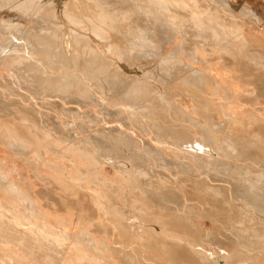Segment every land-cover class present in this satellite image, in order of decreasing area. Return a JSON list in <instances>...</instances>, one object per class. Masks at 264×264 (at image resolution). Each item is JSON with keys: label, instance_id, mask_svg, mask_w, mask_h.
<instances>
[{"label": "rangeland", "instance_id": "1", "mask_svg": "<svg viewBox=\"0 0 264 264\" xmlns=\"http://www.w3.org/2000/svg\"><path fill=\"white\" fill-rule=\"evenodd\" d=\"M183 1L171 13L176 18L175 38L164 35L153 49L164 56L183 49L187 54L180 61L197 66L209 78L197 80L191 89L196 95L190 96L184 87L191 86L185 69H177L176 81L159 86V92L137 93L131 107L144 118L119 113L120 99L111 108L112 118H107L105 99L94 91L93 103L87 91L97 75L105 83L106 78L123 74L148 90L146 76L152 75L130 63L134 52L127 28L135 7L148 6L150 0H115L125 29L111 38L117 47L113 52H107L108 43L98 41L91 31L76 29L101 53V62H92L90 68L66 66L72 56L53 51L38 55L51 72L76 76L73 90L33 85L22 70L0 64L4 100L0 98V138H6L8 125L26 147L19 153L0 139V167L6 177L0 183V253L6 251L22 264H261L256 256L264 250V241H252V224L239 218L248 211L243 200H237L246 199L264 213V199L261 194L245 197L248 190L234 188L230 179L237 171L248 170L247 180L257 181L264 171V0H232L237 6L255 7L263 25L206 0ZM58 6V18L46 17L40 26L65 24ZM138 26V34L147 30L145 22ZM178 75L190 83L180 85ZM104 90L112 94L106 86ZM145 101L149 104L141 109ZM77 114L99 120L95 125L85 122L84 130L74 134L65 128L81 119ZM152 114L156 122L151 121ZM186 128L192 141L186 139ZM213 130L218 140L212 138ZM226 137H231L237 152L219 145ZM83 149L98 151L99 173L78 156ZM122 161L130 167L124 181L110 167L119 170ZM162 161L167 167L159 166ZM143 170L149 175L138 173ZM12 180L25 194L31 193L35 205L6 189ZM40 228L46 239L39 235ZM211 232L227 237H206ZM80 234L94 241L85 252L77 240ZM50 238L56 240L57 250L46 242ZM0 264L12 263L2 254Z\"/></svg>", "mask_w": 264, "mask_h": 264}, {"label": "bare ground", "instance_id": "2", "mask_svg": "<svg viewBox=\"0 0 264 264\" xmlns=\"http://www.w3.org/2000/svg\"><path fill=\"white\" fill-rule=\"evenodd\" d=\"M206 1L209 4H215L218 8L224 11H237L239 14L247 16L246 18H248L251 22H256L263 25L262 16L255 7H251L247 4H240V6H237L232 0ZM114 2L115 0H77V4H73L69 1L62 2V0H60V2H53L52 0H0V14L2 16L0 19V64L6 66L9 69L16 70L18 73L20 70H22L31 77L30 82L33 85H50L61 92L69 91L70 89L73 90L76 85L72 84V80L76 79V76L72 74L66 75V73H62L61 71L58 73L51 72L50 68L46 66V64L49 65V63L41 60L38 55L42 57L43 54L53 51V53H56L62 57L72 56L71 61L67 62L66 66L72 65V67L79 68L81 66L90 68L92 62H101V53L99 52L98 46L92 44L90 39L85 38V36L80 34L76 29L85 28V30L91 31L92 35L97 38L98 41H105L108 43L106 45L107 52H113L117 47L112 43L111 38H117V36L121 34L122 29H125L122 28L123 23H120L118 20L116 13L117 6ZM150 2L151 4L148 6L135 7L134 12L132 13V20H129V24H131V26H128L127 28V31L132 34V40L129 43V48L131 52H134V54H131L130 56V63L133 65L136 64L139 69L144 70L145 72H150L152 76H146V80L149 81L150 85L147 87L148 90L146 87H139L137 79L132 76L130 77L127 74H123L122 77L117 78L110 76L106 78L105 83H103V80H100V75H97L95 77V84L89 85L87 91L89 96L87 99L93 103H97L94 91L99 92L100 96L105 99L108 105V108L104 111V115L107 118H112L111 108L117 103V99H120L119 101H123V106L119 108V113L123 114L122 112H124V114L127 113L130 115L129 117H137V119L138 117L144 118V115L138 114L131 107L132 100L137 97L136 94L148 93V91L154 93L159 92V86H165L176 81L174 76L177 69H185L186 76L191 83L188 81V79L185 81L190 83L191 86L188 87L184 85L183 82L185 81L182 80V78L185 75H178L179 77H177V79H180V85H184V87H186L185 90L190 96L196 95V91L191 89L196 86L195 82H197V80L202 82L203 77L206 79L209 78L205 72H201L197 66L186 61H184V63L180 61L183 57V54H187L185 51H183V49L176 48L171 54L167 56H164L162 52H157L153 49V45L160 44V38H162L164 35H166L168 39L175 38V33L177 32L175 24L176 18L174 15H171V13L173 12L172 10L175 9V6H179L180 3L184 4V1L150 0ZM59 4H61L62 8L60 18L63 19L65 24H55L51 28L40 26L39 24L44 22L46 17L50 18L51 20L58 18L57 9ZM30 20L32 23H27ZM139 21L145 22L147 26V30L143 31L141 34H138ZM6 40H8L10 43L4 45L2 42H5ZM247 44L248 42L246 41L243 43V46L246 47ZM78 46L83 50L84 53L81 56L77 52ZM161 47L164 49L165 45L161 44ZM62 61L66 62L64 59H62ZM261 65L264 67V63H261ZM63 66L65 65H62V67ZM48 71H50V73H47ZM105 86L109 88V91L112 94L114 93V96L110 93L106 94V91L104 90ZM0 98L3 100L2 95ZM148 104L149 101H145L144 104H140V108L144 109L148 106ZM121 108L122 110H120ZM226 109L229 110L228 107ZM68 114L71 115V113ZM78 116L81 119H79V121L76 123H71L68 128H65L66 130H71L74 134H79L80 130H84L85 122H92L91 125H95L99 120V118L89 119L85 116ZM150 119L153 122H156L157 120L154 114L150 116ZM235 121H237V119H235ZM156 126L160 130L164 131L159 123H156ZM9 128L10 127L8 125H5L6 138L0 139L4 141L11 149H15L19 153H25V145L21 140L18 139L19 137L16 135V132ZM117 129L119 132L122 131L120 128ZM186 131V139L192 141V136L189 134L187 128ZM163 133H165V131ZM212 133L214 134L212 138L218 140L216 137L218 136V132L213 130ZM126 137L129 139H134L132 134H127ZM219 145L223 146L224 149L237 152L235 145L231 141V137L224 138L221 143L219 142ZM78 156L84 159V161H86L87 164H89L95 170V172L99 171L102 163L99 159L100 154L97 150L92 151L83 149L79 151ZM120 163L119 170L115 169V166L112 167V165H110V167L112 172L115 175L117 174L121 181H124L130 176V167L128 161H122ZM159 166L162 168L167 167L166 163L163 161L159 163ZM227 168L228 167L226 166L225 169ZM260 171V175L255 177L257 181L247 180L249 179L248 176L250 175L248 170L237 171V175L231 177L230 184H232L234 188L247 189L248 191L245 190L243 192L245 197L253 198V195L256 196L257 194H261L262 198L264 199V171ZM138 173L140 175H149V172L144 170L138 171ZM5 180L6 177L2 173V168L0 167V183H4ZM11 182H13V180ZM167 182L168 181H163L162 184L165 185ZM6 189L10 190L13 194H17L18 197H21L25 204H34L31 199V193L27 190V194H25L22 188L16 183L13 182L12 185H8ZM239 200H243L241 205H243V207L248 211L246 212L247 215L241 214L239 215V218L241 222L247 226L252 224L250 229V231L253 233L252 241H256V239H261L264 241V213H259L258 206L248 203L246 199L238 198L237 201ZM39 230V235L43 236V239H46L44 230L41 228ZM7 234L9 235V233ZM5 237L8 236L5 235ZM206 237H213V240H215L220 239L221 237H227V233L215 234L214 232H211V234L207 235ZM77 240L82 245L83 252L88 250L94 244V241L85 234H80L77 236ZM46 242L49 243L50 248L57 250L56 240L54 238L47 239ZM102 243L105 247L109 248L108 242L106 240H104ZM116 251L119 253L121 252L120 249H115V252ZM247 253H250V251L247 250ZM2 254L7 256L9 263L14 264L16 262L22 264V262L8 256L6 251L4 253H0V255ZM256 257L257 261L260 260L261 264H264V250ZM241 264L255 263L242 262Z\"/></svg>", "mask_w": 264, "mask_h": 264}]
</instances>
